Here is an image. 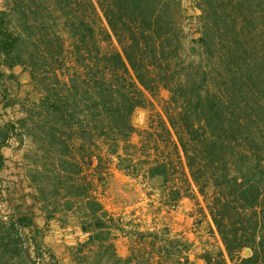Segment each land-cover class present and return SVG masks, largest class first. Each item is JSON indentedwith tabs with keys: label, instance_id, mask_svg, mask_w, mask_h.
<instances>
[{
	"label": "trees",
	"instance_id": "1",
	"mask_svg": "<svg viewBox=\"0 0 264 264\" xmlns=\"http://www.w3.org/2000/svg\"><path fill=\"white\" fill-rule=\"evenodd\" d=\"M225 1L222 19L225 7L217 13L211 6V25L196 38L206 52L213 46L219 51L217 62L224 71L214 76L172 70L183 33L175 23L178 0H4L0 7V65L12 69L29 62L36 80V58L32 51L26 57L24 52L36 38L37 56L47 66L38 82L40 99L33 104L57 165L50 170L56 181L49 194L57 196L51 203L54 211H70L73 199L82 198L83 212L74 226L86 238L76 251L85 248L93 264H194L186 240L170 237L166 230L126 228L89 193L91 181L80 173L87 162L97 180L103 179L101 148L95 144L100 136L107 155L116 158L115 167L158 180L170 206L192 186L206 200L203 209L221 247L201 254L205 264H264V0ZM42 9L59 10L61 29L70 39L67 79L60 80L54 68L65 51L63 41L59 33L45 30L47 20L37 17ZM98 11L107 25L104 39L111 45L114 38L117 46L99 44L88 18L89 13L99 17ZM160 85L170 92L163 130L150 143L144 164L137 165L119 154L117 145L135 129L132 111L150 103L149 95ZM14 125L7 121L0 126V168L6 159L1 148ZM115 230L132 239L124 257L115 250Z\"/></svg>",
	"mask_w": 264,
	"mask_h": 264
},
{
	"label": "rangeland",
	"instance_id": "2",
	"mask_svg": "<svg viewBox=\"0 0 264 264\" xmlns=\"http://www.w3.org/2000/svg\"><path fill=\"white\" fill-rule=\"evenodd\" d=\"M178 1L175 23L181 27L183 33L177 64L172 66V70H175V74L191 72L193 75L206 71L208 76L209 73H212L211 76L222 73L224 69L221 63L217 62V47L213 46L211 51L206 52L201 41L196 38L201 36L202 30L211 25V13L207 10L212 6L217 13H221L225 7L219 17L221 20L225 15L227 1ZM3 2L4 0H0V7H3ZM223 4L224 6H221ZM202 8L206 12L203 13ZM59 14V10L50 12L42 9L37 17L47 20L45 30L59 33L63 41L65 51L61 61L55 63L54 67L59 79L63 80L67 79V73L72 70V55L68 52V49H71L70 39L61 29L62 19ZM98 14L99 17H96L89 13L88 18L96 28L99 44L104 49L117 46L114 38L111 45L104 39L102 31L107 29V25L100 11ZM35 33L40 34L38 29H35ZM263 38L260 35V40ZM216 39L218 40V37ZM36 40H29L24 47L25 57L32 51L36 58V80L32 78L33 66L29 62L15 65L12 69L0 65L4 72L0 75V126L7 121L15 124L10 137L1 148L6 159L0 168V264H93L94 257L87 253L85 248L84 253L76 251L78 242L86 238V234H81L78 226H74L75 222L80 221L83 212L82 198L73 199L75 207L70 211L61 208L54 211L56 204L51 203L57 196L49 194L50 183L56 181L54 178L51 181V176L54 177L55 173L50 170L57 165L54 163V154L46 147V140L40 128L42 115L33 104L40 99L41 85L38 82L47 68L39 57L40 54L37 56ZM208 81L211 82V79L208 78ZM217 86L225 89L224 83L219 82ZM169 97V90L160 85L154 95H149L150 103L132 111L130 121L135 129L127 140L118 143L119 154L127 156L132 162L138 163L137 165L144 164L142 161L149 157L150 143L156 133L163 130L161 124L162 120L166 119L165 109ZM22 119L25 120L21 121ZM103 138H95V144L101 148L100 173L103 179L97 180V175L93 174L92 167L87 162L83 163L80 173L82 179L91 181L89 193L98 198L103 209L114 215L119 223L125 222L126 228L166 230L170 237L176 236L186 240V252L190 260L194 264H205L201 254L207 250L216 251L221 247L219 237L203 209L206 200L192 186L190 191H184L186 196L181 197L175 206H170L172 202L167 203V189L160 188L158 180L150 181L115 167L116 158L107 155V144ZM74 143H79V139ZM173 176L178 177L176 182L181 184L179 174ZM39 187L43 188L42 192ZM58 200L64 199L60 196ZM21 217L23 219L19 221ZM136 223L140 224V227L135 226ZM114 232L115 250L118 255L124 257L129 253L132 239L120 230ZM246 253L245 250L242 252Z\"/></svg>",
	"mask_w": 264,
	"mask_h": 264
}]
</instances>
